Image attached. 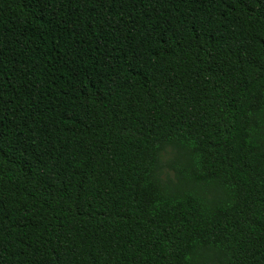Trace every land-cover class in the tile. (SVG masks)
<instances>
[{
    "label": "trees",
    "instance_id": "obj_1",
    "mask_svg": "<svg viewBox=\"0 0 264 264\" xmlns=\"http://www.w3.org/2000/svg\"><path fill=\"white\" fill-rule=\"evenodd\" d=\"M0 264H264V0H0Z\"/></svg>",
    "mask_w": 264,
    "mask_h": 264
}]
</instances>
